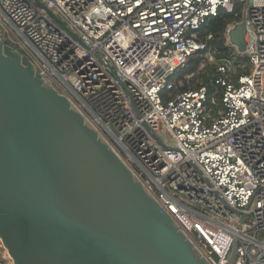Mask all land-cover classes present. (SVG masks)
I'll return each mask as SVG.
<instances>
[{"label": "built area", "instance_id": "1", "mask_svg": "<svg viewBox=\"0 0 264 264\" xmlns=\"http://www.w3.org/2000/svg\"><path fill=\"white\" fill-rule=\"evenodd\" d=\"M42 2L74 34L32 0H0L10 38L32 51L45 78L117 147L211 264H228L234 248L232 264H264V0ZM221 9L241 17L226 39L250 70L235 80L234 59L204 54L198 39ZM240 23L245 52L230 38ZM195 55L216 61L215 88L176 89L165 101ZM0 247V264H14Z\"/></svg>", "mask_w": 264, "mask_h": 264}, {"label": "water", "instance_id": "2", "mask_svg": "<svg viewBox=\"0 0 264 264\" xmlns=\"http://www.w3.org/2000/svg\"><path fill=\"white\" fill-rule=\"evenodd\" d=\"M245 36V23L230 33L241 52ZM0 241L14 264H211L73 100L1 34Z\"/></svg>", "mask_w": 264, "mask_h": 264}, {"label": "trees", "instance_id": "3", "mask_svg": "<svg viewBox=\"0 0 264 264\" xmlns=\"http://www.w3.org/2000/svg\"><path fill=\"white\" fill-rule=\"evenodd\" d=\"M240 20V16H236L233 13L227 12L225 9H221L218 16L210 18L198 32V39L207 43V48L203 52L204 54L207 53V51L212 50L216 60L222 57H232L234 59V67H232L228 73V78L231 80H235L239 74L248 72L250 70L248 58L246 56L238 55L235 48L226 44L227 26L230 23ZM0 34L6 43L18 48L23 53H26V50L23 49L18 42L13 41L6 31L1 29ZM209 35H212L211 38L208 37ZM203 60H206L207 64L205 67L201 68V63ZM190 72H194L196 76L193 80L188 81L185 79V75ZM217 75L216 61L209 60L205 55H195L192 57L188 66L180 67L177 73L172 77L170 80L171 84L167 86L163 92L164 100L167 101L169 98H171L173 95L172 92L176 89L185 90L188 88H198L201 85H207L209 90L212 92L213 88L215 87L211 84V80ZM180 80L184 81V85L180 86Z\"/></svg>", "mask_w": 264, "mask_h": 264}, {"label": "rangeland", "instance_id": "4", "mask_svg": "<svg viewBox=\"0 0 264 264\" xmlns=\"http://www.w3.org/2000/svg\"><path fill=\"white\" fill-rule=\"evenodd\" d=\"M57 10V9H56ZM57 14L60 16V18L61 19H63L68 25H71L70 24V22H69V20L67 19V17L62 13V12H60V11H58L57 10ZM1 29H3L4 31H6L7 33H8V31L6 30L7 29V27H6V22L1 18V16H0V30ZM17 40H18V43H19V45L23 48V49H25L26 50V53L29 55V57L32 59V61H34V63H35V59H34V55H33V53H32V51L31 50H29L28 48H26L25 46H23L21 43H22V41H21V39L18 37L17 38ZM37 66V65H36ZM37 68H38V66H37ZM103 134V133H102ZM104 135V134H103ZM116 149H117V147H116ZM119 151V150H118ZM2 242L0 241V244H1ZM0 250L2 251V253L4 252V248H1L0 247Z\"/></svg>", "mask_w": 264, "mask_h": 264}, {"label": "crops", "instance_id": "5", "mask_svg": "<svg viewBox=\"0 0 264 264\" xmlns=\"http://www.w3.org/2000/svg\"><path fill=\"white\" fill-rule=\"evenodd\" d=\"M226 44H227V39H226ZM228 45V44H227Z\"/></svg>", "mask_w": 264, "mask_h": 264}]
</instances>
